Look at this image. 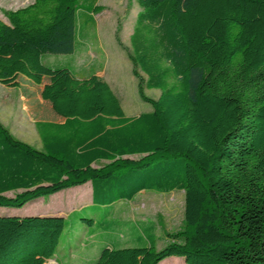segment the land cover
<instances>
[{
  "label": "trees",
  "instance_id": "trees-1",
  "mask_svg": "<svg viewBox=\"0 0 264 264\" xmlns=\"http://www.w3.org/2000/svg\"><path fill=\"white\" fill-rule=\"evenodd\" d=\"M97 1L31 0L0 19L2 73L41 63L55 84L51 109L32 106L41 150L0 122V210L8 211L0 213V264L54 259L79 209L64 217L17 208L87 182L88 207L143 190L184 192V230L162 248L153 225L129 246L107 224L92 264H264V0H134L127 57L139 97L152 106L136 116L96 74L43 62L83 45ZM54 116L60 121L45 120ZM76 220V232L94 224Z\"/></svg>",
  "mask_w": 264,
  "mask_h": 264
},
{
  "label": "rangeland",
  "instance_id": "rangeland-1",
  "mask_svg": "<svg viewBox=\"0 0 264 264\" xmlns=\"http://www.w3.org/2000/svg\"><path fill=\"white\" fill-rule=\"evenodd\" d=\"M30 1L0 0V19L6 21L4 10L22 7ZM97 4L100 11L93 16L97 22L96 26L89 30L83 45L77 48L73 54H47L43 57V62L52 67H70L79 77H87L93 73L98 75L109 83L127 116L150 112L151 104L139 97L138 82L132 74V64L127 57L129 36L138 5L134 0H98ZM39 67L40 69L37 71L28 70L20 73L16 70L10 71L11 75H8V73H2L5 70L0 66V122L9 129L14 137L41 150V141L34 125L30 123V121L33 122L32 119H36L32 114V106L34 103H39L41 108L50 105V97L55 84L54 74L46 71L41 63H39ZM144 93L151 99H157L160 90L145 88ZM49 109H51V105ZM104 163L101 161L98 164ZM87 186L90 187L89 182L80 185L79 188H89ZM72 189V187L67 188L61 192L30 201L22 208H17V213H29L32 212V209H44L43 207L50 205L49 203L52 201L50 196H55V204L58 206L60 204L61 208L69 212L72 207H77L75 204L77 201L73 202L71 196L76 197L82 193ZM67 191L70 192L64 194ZM84 200L85 198L82 199V201ZM80 201L78 202L80 203ZM93 206L83 205L74 215L80 224L79 218L81 217L93 218L94 224L92 226L84 224L86 229L83 230H96L101 233L107 224L117 225L118 232L132 241L129 246L142 244V242L133 240V237L136 235L147 236V225H153L152 242L156 249L162 248L173 239L175 234L184 230V192L182 190H173L172 192L143 190L131 200H119L107 206L96 204ZM21 209L23 212L19 211ZM6 210H0V213H8ZM15 212L13 210L9 213L12 215ZM74 216L66 221V229L75 219ZM76 228L74 227L71 231L74 233ZM171 258L173 257L165 258L162 261L164 263L161 264H180L178 261L171 262ZM50 260L46 264H58L56 260Z\"/></svg>",
  "mask_w": 264,
  "mask_h": 264
},
{
  "label": "crops",
  "instance_id": "crops-1",
  "mask_svg": "<svg viewBox=\"0 0 264 264\" xmlns=\"http://www.w3.org/2000/svg\"><path fill=\"white\" fill-rule=\"evenodd\" d=\"M137 11L138 9H136L135 15ZM36 120L38 119H32L33 122L30 121V123H32L34 127H35ZM45 120L60 121V118H58L57 116H54L53 118H50V119L48 118ZM35 130H36V127H35ZM79 186L72 187L73 188L72 190H78V191H81L82 193L76 197L71 196L72 200H74L73 202L77 201L75 203L77 207H72L69 212H66L63 208H61L60 204L59 206L55 204V200H54L55 196H50V199H52V201L49 203L50 205L43 207L44 209H41V210L32 209V213L62 215L64 217H67L71 212L81 208L84 204H87L89 202V199H90L89 194L91 193V185L90 187L87 186L89 188H84V187L79 188ZM70 191L64 192V194L69 193ZM83 198H85L84 201H82ZM78 201H80V203ZM74 226L75 224H71L69 228L66 230L65 238L59 244L57 248V252L54 254L53 258L54 260L57 261L58 264H92V262H94V260L97 257L100 246L104 245V241H102L101 235L98 231H88V230L82 229L81 231H78V232L74 231L73 233V231L71 230L74 228ZM170 261L175 262L179 260L178 258L173 257L171 258Z\"/></svg>",
  "mask_w": 264,
  "mask_h": 264
},
{
  "label": "built area",
  "instance_id": "built-area-1",
  "mask_svg": "<svg viewBox=\"0 0 264 264\" xmlns=\"http://www.w3.org/2000/svg\"><path fill=\"white\" fill-rule=\"evenodd\" d=\"M49 261H51V260H48L47 262H49Z\"/></svg>",
  "mask_w": 264,
  "mask_h": 264
}]
</instances>
